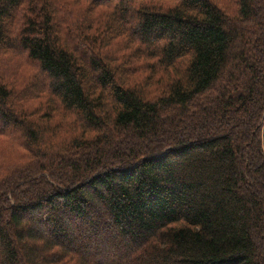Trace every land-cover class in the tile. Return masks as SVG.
Returning <instances> with one entry per match:
<instances>
[{
	"label": "trees",
	"instance_id": "1",
	"mask_svg": "<svg viewBox=\"0 0 264 264\" xmlns=\"http://www.w3.org/2000/svg\"><path fill=\"white\" fill-rule=\"evenodd\" d=\"M0 264H264V0H0Z\"/></svg>",
	"mask_w": 264,
	"mask_h": 264
}]
</instances>
